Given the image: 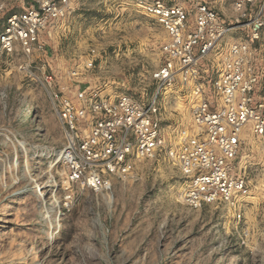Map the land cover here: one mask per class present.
I'll return each instance as SVG.
<instances>
[{
	"label": "rangeland",
	"instance_id": "rangeland-1",
	"mask_svg": "<svg viewBox=\"0 0 264 264\" xmlns=\"http://www.w3.org/2000/svg\"><path fill=\"white\" fill-rule=\"evenodd\" d=\"M0 1V34L11 15L34 2ZM67 1L69 14L41 34L40 50L27 56L15 46L0 56V264H264L261 151L251 158L256 171L250 180L258 189L240 220L224 206L185 207L179 174L163 158L137 164L99 191L68 185L56 162L63 138L47 78L54 90L67 85L75 90L79 84L137 97L142 90L150 94V74L161 64L166 35L130 0ZM163 1L193 8L190 0ZM203 2L224 20L234 15L235 0ZM256 11L249 8L250 14ZM248 39L246 31L229 37ZM88 62L90 70L84 67ZM202 69L210 80L211 63ZM171 103L163 128L166 140L178 142L190 132L191 118L186 102Z\"/></svg>",
	"mask_w": 264,
	"mask_h": 264
},
{
	"label": "built area",
	"instance_id": "built-area-1",
	"mask_svg": "<svg viewBox=\"0 0 264 264\" xmlns=\"http://www.w3.org/2000/svg\"><path fill=\"white\" fill-rule=\"evenodd\" d=\"M130 1L166 35L161 64L150 74V94L142 90L137 97L79 84L75 90L69 85L54 90L47 78L63 138L56 162L64 168L66 182L99 191L108 179L128 176L137 164L163 158L179 174L185 207L224 206L240 220L258 189L250 180L256 171L251 158L264 153V59L259 57L264 0H235L230 20L203 0H190L191 9L163 0ZM253 7L257 11L250 14ZM69 11L67 0H34L7 19L0 56L15 46L27 56L40 50L41 34ZM237 31H246L249 39L230 41ZM207 62L214 73L210 80L203 77ZM92 66L84 65L88 70ZM171 102H186L191 118L190 132L178 142L166 140L163 128Z\"/></svg>",
	"mask_w": 264,
	"mask_h": 264
},
{
	"label": "bare ground",
	"instance_id": "bare-ground-1",
	"mask_svg": "<svg viewBox=\"0 0 264 264\" xmlns=\"http://www.w3.org/2000/svg\"><path fill=\"white\" fill-rule=\"evenodd\" d=\"M32 121V124H34V126H35V130H36V132H37V134L38 135H40V134H42L43 133V130H42V128H41V125H39V123H38V120L33 116V120H31ZM22 148L25 150V152H26V149L24 148L25 146L23 145V143H22ZM44 151V150H43ZM29 175V174H28ZM30 179V178H29ZM34 189H38L39 190V193H40V195H38V197H40V198H44V195H43V192H42V190H41V187H40V185L39 184H36V186L34 187ZM36 191V190H35ZM39 198V199H40ZM51 205V204H50ZM49 207V206H48ZM49 208H51V207H49ZM46 209H47V207H46ZM45 209V210H46ZM47 211V210H46ZM52 211V210H51ZM48 213V212H47ZM47 217L49 218L50 216H49V213H48V215H47Z\"/></svg>",
	"mask_w": 264,
	"mask_h": 264
}]
</instances>
